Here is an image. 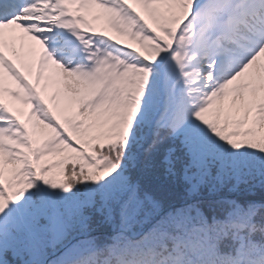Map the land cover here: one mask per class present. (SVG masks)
<instances>
[{"label": "snow or ice", "instance_id": "snow-or-ice-1", "mask_svg": "<svg viewBox=\"0 0 264 264\" xmlns=\"http://www.w3.org/2000/svg\"><path fill=\"white\" fill-rule=\"evenodd\" d=\"M0 264H264V0H0Z\"/></svg>", "mask_w": 264, "mask_h": 264}, {"label": "rangeland", "instance_id": "rangeland-1", "mask_svg": "<svg viewBox=\"0 0 264 264\" xmlns=\"http://www.w3.org/2000/svg\"><path fill=\"white\" fill-rule=\"evenodd\" d=\"M101 13V10H94L93 13L89 16V21L90 23L92 24V26L97 30V31H101V30H104V31H107L108 34H111L114 36V38H119V39H122L124 40L122 37H119L117 33H115L112 29H109L110 27L108 26L106 20L102 17L101 19H93V16L95 15H100ZM109 29V30H108ZM20 66V65H18ZM22 71H24L25 73L27 72V74L29 75V72H28V69L27 68H22ZM29 77L34 80V74L33 75H29ZM9 83L15 87V83L12 82V81H9ZM52 92V89H49L48 91V95H50ZM16 106L18 107H22V105L19 103V102H16ZM22 108H27V107H22Z\"/></svg>", "mask_w": 264, "mask_h": 264}]
</instances>
